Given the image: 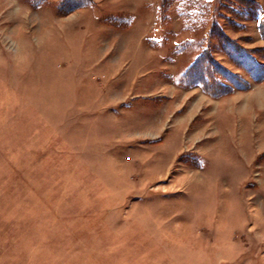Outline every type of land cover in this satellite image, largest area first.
<instances>
[{"label": "rangeland", "instance_id": "rangeland-1", "mask_svg": "<svg viewBox=\"0 0 264 264\" xmlns=\"http://www.w3.org/2000/svg\"><path fill=\"white\" fill-rule=\"evenodd\" d=\"M59 1L0 0V264H264V81L210 35L264 0ZM204 49L250 88L181 87Z\"/></svg>", "mask_w": 264, "mask_h": 264}, {"label": "trees", "instance_id": "trees-1", "mask_svg": "<svg viewBox=\"0 0 264 264\" xmlns=\"http://www.w3.org/2000/svg\"><path fill=\"white\" fill-rule=\"evenodd\" d=\"M33 7L46 4L50 0H28ZM244 6L233 9L239 17L257 18L259 5L250 0L243 2ZM91 0H60L58 12L64 13L85 6H92ZM218 25L214 24L210 29V35L215 36L220 42V47L235 67L244 71L251 81L260 83L264 81V65L258 61H264V48L253 51L245 50L236 42H232L219 30ZM258 31L261 40L264 41V18L259 21ZM258 60V61H257ZM183 88L199 87L203 94L212 99L232 94V92L247 90L249 84L242 80L237 74L222 68L204 49L197 58L189 65L178 81Z\"/></svg>", "mask_w": 264, "mask_h": 264}, {"label": "crops", "instance_id": "crops-1", "mask_svg": "<svg viewBox=\"0 0 264 264\" xmlns=\"http://www.w3.org/2000/svg\"><path fill=\"white\" fill-rule=\"evenodd\" d=\"M208 97V96H207ZM208 98H210V97H208ZM218 101V100H217Z\"/></svg>", "mask_w": 264, "mask_h": 264}]
</instances>
